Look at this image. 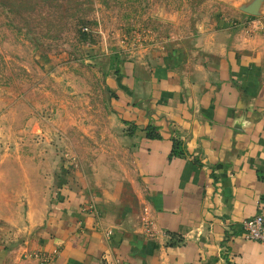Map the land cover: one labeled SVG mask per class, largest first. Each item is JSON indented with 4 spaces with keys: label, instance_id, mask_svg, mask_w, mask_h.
Instances as JSON below:
<instances>
[{
    "label": "crops",
    "instance_id": "0c3cea01",
    "mask_svg": "<svg viewBox=\"0 0 264 264\" xmlns=\"http://www.w3.org/2000/svg\"><path fill=\"white\" fill-rule=\"evenodd\" d=\"M234 5L190 55L115 81L131 199L119 181L64 184L28 210L25 242L2 238L0 264H264L242 228L264 217V0Z\"/></svg>",
    "mask_w": 264,
    "mask_h": 264
},
{
    "label": "rangeland",
    "instance_id": "374dc122",
    "mask_svg": "<svg viewBox=\"0 0 264 264\" xmlns=\"http://www.w3.org/2000/svg\"><path fill=\"white\" fill-rule=\"evenodd\" d=\"M236 1L0 0V241L25 242L28 210L67 184L131 199L115 81L190 55Z\"/></svg>",
    "mask_w": 264,
    "mask_h": 264
},
{
    "label": "built area",
    "instance_id": "2783aa9c",
    "mask_svg": "<svg viewBox=\"0 0 264 264\" xmlns=\"http://www.w3.org/2000/svg\"><path fill=\"white\" fill-rule=\"evenodd\" d=\"M243 236L246 240L262 243L264 242V217L257 215L245 219L242 223Z\"/></svg>",
    "mask_w": 264,
    "mask_h": 264
},
{
    "label": "trees",
    "instance_id": "16d2710c",
    "mask_svg": "<svg viewBox=\"0 0 264 264\" xmlns=\"http://www.w3.org/2000/svg\"><path fill=\"white\" fill-rule=\"evenodd\" d=\"M154 127H148L147 128V132H146V137L151 138V137H158L159 134L155 131L154 132ZM180 149L178 148V142L174 141V145H173V150L172 152L176 155H181V151H179Z\"/></svg>",
    "mask_w": 264,
    "mask_h": 264
}]
</instances>
